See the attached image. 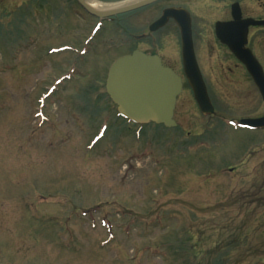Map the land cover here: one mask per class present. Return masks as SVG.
Returning <instances> with one entry per match:
<instances>
[{
    "label": "rangeland",
    "instance_id": "374dc122",
    "mask_svg": "<svg viewBox=\"0 0 264 264\" xmlns=\"http://www.w3.org/2000/svg\"><path fill=\"white\" fill-rule=\"evenodd\" d=\"M29 7L0 0V264H264V129L239 126L264 102L246 71L200 64L214 115L186 85L176 128L131 125L61 80Z\"/></svg>",
    "mask_w": 264,
    "mask_h": 264
},
{
    "label": "flooded vegetation",
    "instance_id": "af4514ba",
    "mask_svg": "<svg viewBox=\"0 0 264 264\" xmlns=\"http://www.w3.org/2000/svg\"><path fill=\"white\" fill-rule=\"evenodd\" d=\"M27 2L31 4L28 15L35 14L46 22L44 33L50 36L44 45L45 57L55 56L62 81L88 80L93 90L90 98L86 93L89 99L106 98L111 102L106 92L109 71L118 59L136 51L159 57L164 66L181 77L184 89L188 85L186 48L192 49L200 70V64H238L254 83L243 65L253 58L264 71V0ZM139 3L146 4L106 16Z\"/></svg>",
    "mask_w": 264,
    "mask_h": 264
},
{
    "label": "water",
    "instance_id": "95a60500",
    "mask_svg": "<svg viewBox=\"0 0 264 264\" xmlns=\"http://www.w3.org/2000/svg\"><path fill=\"white\" fill-rule=\"evenodd\" d=\"M148 3V2H147ZM146 3L121 7L106 16L137 9ZM91 12V9L85 5ZM190 40V38H189ZM192 43V42H191ZM185 73L195 100L204 115H214L206 84L191 48L185 50ZM236 54V52H235ZM243 64L251 75L264 101V71L253 58ZM106 92L118 107L120 115L137 125L154 123L166 128H175L174 119L178 97L183 92V81L161 59L136 51L118 59L109 71ZM240 126L252 130L264 129V117L243 119Z\"/></svg>",
    "mask_w": 264,
    "mask_h": 264
},
{
    "label": "bare ground",
    "instance_id": "6f19581e",
    "mask_svg": "<svg viewBox=\"0 0 264 264\" xmlns=\"http://www.w3.org/2000/svg\"><path fill=\"white\" fill-rule=\"evenodd\" d=\"M92 8H97V6L96 5H93V6H91Z\"/></svg>",
    "mask_w": 264,
    "mask_h": 264
},
{
    "label": "trees",
    "instance_id": "16d2710c",
    "mask_svg": "<svg viewBox=\"0 0 264 264\" xmlns=\"http://www.w3.org/2000/svg\"><path fill=\"white\" fill-rule=\"evenodd\" d=\"M221 261V262H220ZM220 261L218 262L219 264L222 263V259H220Z\"/></svg>",
    "mask_w": 264,
    "mask_h": 264
}]
</instances>
